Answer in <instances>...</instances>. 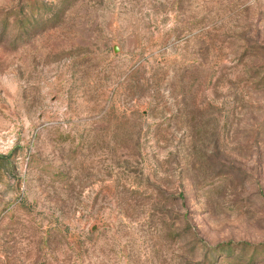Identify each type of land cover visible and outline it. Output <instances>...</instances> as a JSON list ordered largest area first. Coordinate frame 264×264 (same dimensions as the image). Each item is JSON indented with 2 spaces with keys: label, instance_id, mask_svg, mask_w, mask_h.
Masks as SVG:
<instances>
[{
  "label": "rangeland",
  "instance_id": "obj_1",
  "mask_svg": "<svg viewBox=\"0 0 264 264\" xmlns=\"http://www.w3.org/2000/svg\"><path fill=\"white\" fill-rule=\"evenodd\" d=\"M0 264H264V0H0Z\"/></svg>",
  "mask_w": 264,
  "mask_h": 264
}]
</instances>
